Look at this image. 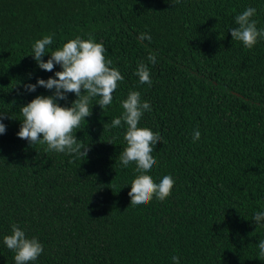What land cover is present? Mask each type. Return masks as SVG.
I'll list each match as a JSON object with an SVG mask.
<instances>
[{
	"label": "trees",
	"instance_id": "obj_1",
	"mask_svg": "<svg viewBox=\"0 0 264 264\" xmlns=\"http://www.w3.org/2000/svg\"><path fill=\"white\" fill-rule=\"evenodd\" d=\"M248 7L264 29V0H0V264H15L3 244L13 225L43 245L31 264H264V226L253 222L264 211V39L249 50L229 32ZM48 35L46 54L91 37L123 76L112 104L102 110L94 98L74 130L90 147L85 160L17 136L19 109L54 91L24 85L61 70H40L31 56ZM141 62L150 86L134 74ZM131 91L151 105L138 127L162 137L148 174L175 181L164 201L135 207L136 165L118 160L126 126L104 128Z\"/></svg>",
	"mask_w": 264,
	"mask_h": 264
},
{
	"label": "clouds",
	"instance_id": "obj_2",
	"mask_svg": "<svg viewBox=\"0 0 264 264\" xmlns=\"http://www.w3.org/2000/svg\"><path fill=\"white\" fill-rule=\"evenodd\" d=\"M256 15V9L248 7L235 17V24L229 30L232 40L239 41L246 49L251 50L258 38L264 39V29L257 28V21L252 19ZM141 41L151 37L141 34ZM53 44L51 35L35 41L32 46V58L38 68L45 72H53L58 65L60 71H56L53 77L47 80L37 79L36 84H26V92H35L38 87L52 91V95L36 96L26 106L19 110L23 117L17 136L26 140L31 146L35 144L46 145L45 151L66 153L75 158L88 156L90 147H84L80 140L76 139V132L81 122L92 115L91 101L99 98L96 105L102 110L106 109L113 101V93L117 89L118 82L123 80L120 71L111 67L112 61L105 58V48L101 43L95 42L91 37L83 40L80 37L69 40L61 48L46 54L48 46ZM49 56L45 62L42 58ZM151 64L156 63V57L149 54L147 57ZM140 84L151 85L149 67L141 62L134 73ZM74 94L76 99L70 107L61 106L59 101H67L68 94ZM122 115L104 125L108 128L126 126L123 139L126 147L120 152L118 160L123 167L134 163L136 178L132 180L128 196L131 198L130 206H143L150 203L155 197L164 201L171 195L175 181L171 175H165L159 183L153 181L151 172L157 164L153 158V145L162 141L159 133H153L148 128L138 127L145 112L151 111V105L141 100L137 91H131L125 100L121 102ZM6 116L0 113V134L6 133V125L2 122ZM123 122V123H122ZM200 139V132L193 133V142ZM264 221V211L256 212L253 222L257 226ZM3 244L15 253V264H31L37 261L43 253V245L36 238H27L25 232L16 225L12 226L11 234L3 238ZM258 257L264 260V240L257 245ZM173 264H179L178 257H172Z\"/></svg>",
	"mask_w": 264,
	"mask_h": 264
}]
</instances>
